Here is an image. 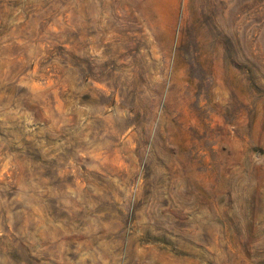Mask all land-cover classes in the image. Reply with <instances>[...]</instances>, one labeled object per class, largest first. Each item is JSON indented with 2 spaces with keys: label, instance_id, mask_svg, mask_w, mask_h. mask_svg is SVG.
I'll return each instance as SVG.
<instances>
[{
  "label": "rangeland",
  "instance_id": "374dc122",
  "mask_svg": "<svg viewBox=\"0 0 264 264\" xmlns=\"http://www.w3.org/2000/svg\"><path fill=\"white\" fill-rule=\"evenodd\" d=\"M0 264H264V0H0Z\"/></svg>",
  "mask_w": 264,
  "mask_h": 264
}]
</instances>
